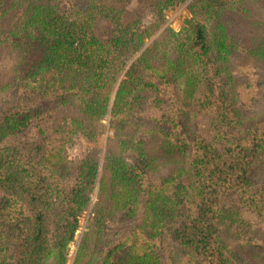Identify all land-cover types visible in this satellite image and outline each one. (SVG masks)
Listing matches in <instances>:
<instances>
[{"label":"trees","instance_id":"obj_1","mask_svg":"<svg viewBox=\"0 0 264 264\" xmlns=\"http://www.w3.org/2000/svg\"><path fill=\"white\" fill-rule=\"evenodd\" d=\"M179 1L140 26L112 0H0V264H64L95 190L72 264H264V0L192 1L144 46Z\"/></svg>","mask_w":264,"mask_h":264},{"label":"rangeland","instance_id":"obj_2","mask_svg":"<svg viewBox=\"0 0 264 264\" xmlns=\"http://www.w3.org/2000/svg\"><path fill=\"white\" fill-rule=\"evenodd\" d=\"M8 0H5L7 2ZM115 1V2H114ZM152 0H112V3L120 7L121 9V17L123 22H127L130 20L139 19V25L143 26L146 22L150 21L154 17V12L152 11L151 5L149 4ZM192 1L196 0H184L179 1L173 5L166 7L163 10V19L158 26L155 24L152 25L150 30V35L146 36L144 41V46L149 45L151 41L157 37H159L167 27L178 30L182 25H184L187 20L191 17V11L188 8V4ZM66 5V1H63ZM3 6L4 4H0ZM150 5V7H148ZM97 34L100 37H105L107 31L106 29H110V23L106 20H98L95 24ZM133 57V56H132ZM132 60V58L130 59ZM129 60V61H130ZM11 58H5L2 62H0V66H7ZM113 95V94H112ZM111 95V98H112ZM201 90L195 91L192 96H200ZM248 97L251 96V92H247ZM195 98V97H194ZM192 98V99H194ZM244 104H247V101H244ZM254 104V108H257L253 116L258 117L259 115L264 114V99L256 98L255 101H252ZM247 106V105H246ZM108 115L107 117H102L101 122L105 123L104 133L105 135H110L111 128L108 123ZM88 147V138L80 133L74 136V142L67 148L68 155L70 157H80L82 156ZM96 199V190L94 191L92 200L89 206L84 209L79 215V221L77 229L75 230V234L72 240L69 242L71 245L67 246V255L64 264H72L73 256L76 252V249L79 245V242L82 238L83 233L88 229L89 222L92 219L91 207L93 205L94 200ZM68 242V243H69Z\"/></svg>","mask_w":264,"mask_h":264},{"label":"water","instance_id":"obj_3","mask_svg":"<svg viewBox=\"0 0 264 264\" xmlns=\"http://www.w3.org/2000/svg\"><path fill=\"white\" fill-rule=\"evenodd\" d=\"M71 245V243L69 242L68 244H67V246L69 247Z\"/></svg>","mask_w":264,"mask_h":264}]
</instances>
